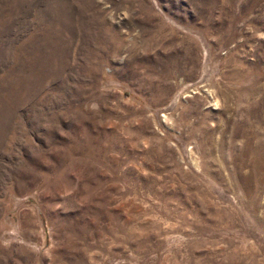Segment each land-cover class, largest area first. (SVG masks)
Masks as SVG:
<instances>
[{"label":"rangeland","instance_id":"obj_1","mask_svg":"<svg viewBox=\"0 0 264 264\" xmlns=\"http://www.w3.org/2000/svg\"><path fill=\"white\" fill-rule=\"evenodd\" d=\"M0 264H264V0H0Z\"/></svg>","mask_w":264,"mask_h":264}]
</instances>
